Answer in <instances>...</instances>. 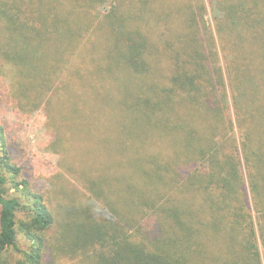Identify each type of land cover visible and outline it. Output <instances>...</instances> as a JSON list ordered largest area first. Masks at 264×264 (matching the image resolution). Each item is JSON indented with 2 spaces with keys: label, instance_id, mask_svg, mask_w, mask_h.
Returning <instances> with one entry per match:
<instances>
[{
  "label": "trees",
  "instance_id": "obj_1",
  "mask_svg": "<svg viewBox=\"0 0 264 264\" xmlns=\"http://www.w3.org/2000/svg\"><path fill=\"white\" fill-rule=\"evenodd\" d=\"M106 2L0 0V72L20 106L61 80L115 132L113 172L81 171L98 190L69 202L18 180L0 125V264H264V0H132L140 28L106 17L115 51L106 30L83 38Z\"/></svg>",
  "mask_w": 264,
  "mask_h": 264
},
{
  "label": "rangeland",
  "instance_id": "obj_2",
  "mask_svg": "<svg viewBox=\"0 0 264 264\" xmlns=\"http://www.w3.org/2000/svg\"><path fill=\"white\" fill-rule=\"evenodd\" d=\"M205 5L206 14L204 20L206 26L213 28L211 9L207 3ZM131 7L132 0L124 2L121 0H117V2L116 0H107L106 3L89 9L87 12L92 23L88 25L83 38L88 36L91 42H96L97 45L102 43L103 40V43H105L107 42L105 37L106 30L107 37L110 36L107 46L113 47L115 51L114 46L119 45L124 40L120 39L115 26L112 28L108 26L106 17H109L111 12L118 17L121 16V13L128 12V16L120 18V20H125L126 28H128V31L133 32L134 25H137V23L134 22L135 17L133 15L136 14V11L133 12ZM83 17L86 18L84 12ZM137 26L140 28L139 25ZM142 32L145 33V28H143ZM69 65L67 64L66 67ZM3 69L4 71L0 72V125L5 131L6 145L8 146L12 162L20 169L18 180H27L33 192H55L57 194L56 191L58 192L59 190L61 199L67 195V198L70 197L68 199L69 202L74 200H77L76 202L82 201L84 198L82 191L87 194L90 189H88L87 185L91 182H85L84 177L79 174L81 171L85 172L86 168H98L100 166L103 169H101L100 177H102V174L106 176L107 173L113 172L111 169L106 171L107 173L103 172L104 167H107L104 166L106 163H108V166L113 165V161H108V155H106L108 150L103 148V144L107 146L103 142L104 139H109L107 137L113 139L115 133L112 131L114 124L111 115H107L105 124L104 117L98 111L96 98H92L90 92H87L88 98H86V92H84L82 95L79 94L81 100L74 96L71 99L70 87L58 91L64 84V82L60 83L61 80L51 83V87L44 88L42 104L35 105L33 101L28 107L20 106L21 102L15 99L16 97L14 98L12 94L11 68L9 65H5ZM140 79H144V77ZM109 81H111L110 76ZM114 83L118 87V77H116ZM75 85L76 88L74 92L72 90V93L77 95L79 86ZM76 90L77 92L75 93ZM19 99L21 100V98ZM74 110H78V114ZM101 111H103L102 108ZM231 112L234 119L233 109H231ZM66 115L71 118L67 120ZM79 124L83 128V133H80L79 129L77 130ZM234 133L238 142H240L239 132L237 133V130L234 129ZM107 142L109 144L107 147L111 149L112 141L107 140ZM143 147L150 152L151 149L148 146L143 145ZM96 156L101 160L99 164L93 163V157ZM110 156H112V153ZM114 167L116 168L115 164ZM74 169L79 170V172L74 173ZM95 176L98 175L96 174ZM107 176L110 175L107 174ZM83 185L85 187L84 190L82 189ZM75 190H77V193L71 194ZM90 190L94 193L98 189ZM8 194L13 196L16 192L10 190ZM48 196L52 197V194H48ZM120 204L118 205L119 208L126 212V207L124 208V205ZM257 245L260 246V243L258 242ZM63 264L72 263L66 262Z\"/></svg>",
  "mask_w": 264,
  "mask_h": 264
}]
</instances>
